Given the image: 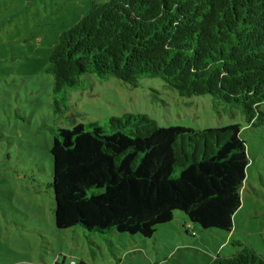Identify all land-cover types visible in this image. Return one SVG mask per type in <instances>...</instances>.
Returning <instances> with one entry per match:
<instances>
[{
  "label": "trees",
  "instance_id": "trees-1",
  "mask_svg": "<svg viewBox=\"0 0 264 264\" xmlns=\"http://www.w3.org/2000/svg\"><path fill=\"white\" fill-rule=\"evenodd\" d=\"M56 119L84 79L137 88L157 79L179 97L208 95L264 124V0H106L61 32L48 58ZM70 120V119H69ZM51 130L56 229L149 238L181 212L229 233L248 158L238 124L159 127L144 114ZM208 264H264L249 245Z\"/></svg>",
  "mask_w": 264,
  "mask_h": 264
},
{
  "label": "rangeland",
  "instance_id": "rangeland-1",
  "mask_svg": "<svg viewBox=\"0 0 264 264\" xmlns=\"http://www.w3.org/2000/svg\"><path fill=\"white\" fill-rule=\"evenodd\" d=\"M106 0H0V264H208L249 245L264 258V124L248 125L237 108L210 96L179 97L157 79L130 88L84 79L56 119L47 58L58 35ZM264 113V105L260 107ZM144 114L159 127L240 126L248 164L229 233L203 230L181 212L149 238L56 229L50 182L51 130ZM70 119V120H69Z\"/></svg>",
  "mask_w": 264,
  "mask_h": 264
}]
</instances>
